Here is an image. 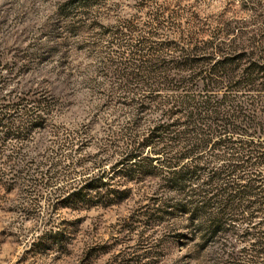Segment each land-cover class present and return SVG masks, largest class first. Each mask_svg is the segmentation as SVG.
<instances>
[{
  "label": "trees",
  "instance_id": "trees-1",
  "mask_svg": "<svg viewBox=\"0 0 264 264\" xmlns=\"http://www.w3.org/2000/svg\"><path fill=\"white\" fill-rule=\"evenodd\" d=\"M114 1L55 0V16L64 41L93 39L100 79L126 83V101L108 104L124 119L91 165L77 157L85 129L58 133L34 181L85 177L76 199L89 209L142 195L151 227L174 233L180 264H264V29H249L264 25V0H241L254 17L244 23L209 27L185 0H142L100 26ZM26 101L0 105V149L16 140L17 159L52 114L42 96Z\"/></svg>",
  "mask_w": 264,
  "mask_h": 264
},
{
  "label": "rangeland",
  "instance_id": "rangeland-1",
  "mask_svg": "<svg viewBox=\"0 0 264 264\" xmlns=\"http://www.w3.org/2000/svg\"><path fill=\"white\" fill-rule=\"evenodd\" d=\"M141 1L115 0V12L99 25L131 17ZM182 6H193L209 27L220 18L242 23L254 18L241 0H185ZM55 13V0H0V105L41 96L52 105L45 125L25 132L21 158L16 140L0 149V264H180L174 233H165L164 224L151 227L144 215L149 200L142 195L89 209L76 199L85 177L61 176L48 185L34 181L38 165L55 156L50 145L58 133L85 129L88 139L77 157L88 165L100 159L110 127L124 119V111L113 106L127 98L126 83L99 78L98 58L85 45L93 39L64 41ZM249 29L259 32L264 25ZM56 232L61 243L51 240Z\"/></svg>",
  "mask_w": 264,
  "mask_h": 264
}]
</instances>
